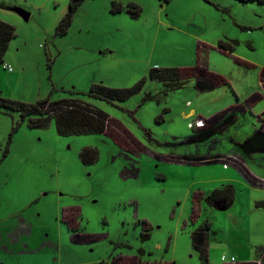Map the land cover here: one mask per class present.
Listing matches in <instances>:
<instances>
[{
	"label": "rangeland",
	"instance_id": "rangeland-1",
	"mask_svg": "<svg viewBox=\"0 0 264 264\" xmlns=\"http://www.w3.org/2000/svg\"><path fill=\"white\" fill-rule=\"evenodd\" d=\"M114 1L136 3L141 13L113 12ZM69 2L0 0V19L17 29L4 61L13 70L0 66V98L80 99L109 114L127 135L120 130L62 135L55 119L47 127H31L21 113L0 109L5 264H139L135 256L147 264H205L193 236L207 221L211 244L220 240L234 253L241 245L251 249L253 239L264 242V206L256 208L264 193L248 191L245 177L223 169L224 163L198 160L225 153L231 146L226 136L237 134L243 141L247 129L234 124L215 145L189 126L198 116L208 119V109H219L216 91L232 95L222 103L229 104L237 97L234 89L244 95L255 87L264 67V3L84 0L61 33ZM16 9L28 12L29 19ZM221 39L238 41L233 54L258 67L235 64L219 49ZM201 55L233 86L200 92L196 80L187 78L182 87L170 89L149 77L155 67L193 68ZM145 77L144 89L123 102L89 94L94 83L125 88ZM149 94L153 99H146ZM85 148L97 149L98 158L86 162ZM226 177L240 182L233 184L234 203L221 209L218 202L229 201L226 194L213 203L206 198L230 183ZM76 212L80 227L72 229L65 219ZM78 233L94 239L74 241ZM222 255L219 249L209 252V264H223Z\"/></svg>",
	"mask_w": 264,
	"mask_h": 264
},
{
	"label": "trees",
	"instance_id": "trees-1",
	"mask_svg": "<svg viewBox=\"0 0 264 264\" xmlns=\"http://www.w3.org/2000/svg\"><path fill=\"white\" fill-rule=\"evenodd\" d=\"M83 1L84 0H70L68 14L64 17L59 26L61 33L67 32L72 24L74 13L78 10ZM241 1H258L264 3V0ZM124 10L136 17L141 13V6L132 2L127 6H124L119 1L113 2V12H121ZM16 35V27L0 19V66L4 63L9 44ZM237 44L238 41L236 40L221 39L218 45L223 50L232 52L236 49ZM201 47L203 48V46H200V48ZM185 73L184 76L183 70L180 67H155L150 70L149 77L151 80L163 82L170 89L182 87L184 83H186L187 78H194L196 80V87L199 91H210L214 89L215 85L224 84V80L219 75L208 71L205 57L203 58L202 55L199 56L197 65L187 70ZM146 81L147 78L145 77L134 85L125 88H112L103 83H94L90 87L89 94L111 102H123L140 93L144 89ZM151 96L153 97V95L149 94L146 99H153ZM0 109L5 113H11L13 111L21 113L22 121H28L31 127H47L51 121L55 119L58 132L62 135L102 134L111 130L119 134L121 132L122 135H127V133L120 128V124L115 119L111 118L109 114L76 98L51 100L49 96L36 103H25L22 101L0 98ZM19 125L20 122L14 128L17 129ZM82 157L86 162H93L98 158V150L85 148L82 151ZM198 160L204 162L218 161L216 156H207L198 158ZM224 194H226L229 201L232 200L234 196L233 186L224 185V187L212 191L206 199L210 203H213ZM195 212L196 210L194 209V214ZM210 227L208 221L203 223L193 236L194 245L201 250L202 259L205 264H207L208 261L207 250ZM261 249L264 251V248ZM128 258L129 257H125L124 260ZM142 264L144 263L142 262Z\"/></svg>",
	"mask_w": 264,
	"mask_h": 264
},
{
	"label": "crops",
	"instance_id": "crops-1",
	"mask_svg": "<svg viewBox=\"0 0 264 264\" xmlns=\"http://www.w3.org/2000/svg\"><path fill=\"white\" fill-rule=\"evenodd\" d=\"M199 45L203 46V48L206 49V46L202 44V42H199ZM219 49L224 53H227L232 58H234L235 60L234 63L237 65L240 66L246 65V67L249 68L258 67L255 63L247 62L242 57L234 55L233 52L235 50L231 52V51H225L220 47ZM189 69L191 68H182L184 76L186 74L185 72ZM207 69L208 71L219 75L222 79H225L224 84L215 85L214 89L212 90L218 89L222 86H226L227 84L233 86L232 82L227 80L224 74L220 72L211 71L208 68V66ZM253 83L255 87L253 86L249 87L248 90L244 93V95H241L240 93L237 92V89H234V93L236 94L237 97L234 96V99L231 101L232 103L229 104L226 103L222 104V103L224 101V98H232V95H228L227 92L216 91L215 97L220 101L219 109L215 111H211L212 109H208V111L206 112V114L208 115V119H205L202 116H198V118H204L206 120L205 126L200 127L198 129L202 140L208 139V142L214 141L215 145L222 144V140L225 139V137L223 138V136L227 134V130H229L230 129L229 127H231L232 125L238 124L237 128L240 127L241 129L243 128L247 129V131L243 130V133H245L244 137L247 136V138L243 141H241V139L237 137L238 136L237 134L226 136V138L229 139L231 146L228 147L225 153H217L216 157L217 160L222 163H224L222 160L223 158H228L229 159L228 166L224 164L223 169L226 168H227L226 170L233 169V171L237 174H238L237 171H239L246 179L245 180L242 178L243 182L246 184L245 186L246 189L248 191H252L253 193H256L258 196H262L264 193V131L262 130V122L264 121V67H262L259 71V79L253 80ZM258 83H259V87H256V84ZM200 92H206V91H200ZM240 118H243V120L241 122H238ZM249 125L251 126V128L248 129L247 127ZM212 138L213 140L209 141ZM223 181L230 182L228 183V185L233 186V184L235 183L238 184L240 182V179L239 178L233 179L226 177L223 179ZM235 199L236 197L234 194L232 200L228 201L226 199H223L221 200V202H218V205L220 206L221 209L222 208L226 209L234 203ZM259 206H264L263 198L261 200L256 199V208H258ZM69 208H74V207L72 206L67 207V209ZM196 211L200 212V206L196 209ZM78 212H76L77 216H78ZM78 227H80V224L78 225ZM214 232L217 233L219 232V230L216 229ZM263 232H264V227H263ZM210 235H211V230H209V240H208V250H207L208 264H209V252H212L214 250L216 251V249L220 250V254H223L222 257L225 256L227 258V260L223 264H264V251H262L261 249L264 248L263 241L253 239L250 245L251 249L246 247L244 249H241L242 246H244L241 245L239 248L240 251L234 253L229 248L228 249L222 248V245L224 244L220 240H217V244L215 245L211 244L212 242L210 241L211 240ZM72 239L74 241H78V240L91 241L94 239V237H90L89 235L78 233ZM261 240H264V233L261 236ZM243 255H244L243 260H249V261L243 262V260L240 259L239 257ZM232 257L236 258V262L231 261ZM6 261H7L6 259L0 257V264H5ZM221 263L222 262H220L219 264ZM144 264H147V262H144Z\"/></svg>",
	"mask_w": 264,
	"mask_h": 264
},
{
	"label": "built area",
	"instance_id": "built-area-1",
	"mask_svg": "<svg viewBox=\"0 0 264 264\" xmlns=\"http://www.w3.org/2000/svg\"><path fill=\"white\" fill-rule=\"evenodd\" d=\"M2 66L5 68V69H8L10 71L13 70V68L11 67V65L7 64V63H3ZM206 124V120L204 118H197L193 123H189V126L191 127H197V128H200V127H203L205 126ZM262 130L264 131V121L262 122ZM224 164L226 166H228V163H229V159L228 158H223L222 159ZM222 260L226 261L227 258L225 256L222 257ZM231 261L232 262H236V258L235 257H232L231 258ZM258 263H261V262H258Z\"/></svg>",
	"mask_w": 264,
	"mask_h": 264
},
{
	"label": "flooded vegetation",
	"instance_id": "flooded-vegetation-1",
	"mask_svg": "<svg viewBox=\"0 0 264 264\" xmlns=\"http://www.w3.org/2000/svg\"><path fill=\"white\" fill-rule=\"evenodd\" d=\"M66 221L68 222L70 227H72V228H77L78 227V220H77V215L76 214H72V217L69 218V219L67 218ZM90 237H94V236L91 235ZM122 258L124 259L125 257H122ZM134 259L137 260L136 262L142 264V261L137 256H135Z\"/></svg>",
	"mask_w": 264,
	"mask_h": 264
},
{
	"label": "water",
	"instance_id": "water-1",
	"mask_svg": "<svg viewBox=\"0 0 264 264\" xmlns=\"http://www.w3.org/2000/svg\"><path fill=\"white\" fill-rule=\"evenodd\" d=\"M26 20L29 19L30 14L24 10L16 9Z\"/></svg>",
	"mask_w": 264,
	"mask_h": 264
}]
</instances>
